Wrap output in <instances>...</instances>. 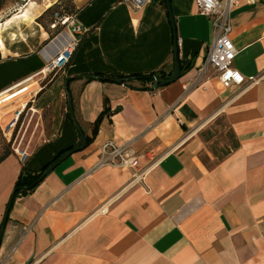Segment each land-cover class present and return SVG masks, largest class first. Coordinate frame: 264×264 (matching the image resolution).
<instances>
[{
	"label": "crops",
	"instance_id": "obj_1",
	"mask_svg": "<svg viewBox=\"0 0 264 264\" xmlns=\"http://www.w3.org/2000/svg\"><path fill=\"white\" fill-rule=\"evenodd\" d=\"M170 1L181 69H191L149 91L138 82L87 77L172 68L173 25L161 0L138 7L128 0H74L88 31L69 65L53 76L41 50L51 38L54 3L0 10V93L21 90L0 107L9 109L0 121V156L1 137L8 142L3 130L17 111L28 108L41 127L21 145L31 150L26 163L13 150L0 163V234L22 169L40 172L80 142L68 94L86 138L105 107L111 112L93 143L12 205L0 264H264V1L231 11L234 67L246 83L228 89L213 69L202 71L213 41L210 18L196 0ZM222 124L235 146L219 158L211 148L221 141ZM108 141L141 157L143 181L132 182L131 171L120 168L93 170Z\"/></svg>",
	"mask_w": 264,
	"mask_h": 264
},
{
	"label": "built area",
	"instance_id": "obj_2",
	"mask_svg": "<svg viewBox=\"0 0 264 264\" xmlns=\"http://www.w3.org/2000/svg\"><path fill=\"white\" fill-rule=\"evenodd\" d=\"M128 1L138 7L134 0ZM263 1L196 0L198 12L210 18L213 28L212 45L207 53L206 63L202 71L204 74L208 69H213L217 73L219 83L223 89L233 86L241 87L246 83L245 77L234 67L238 50L231 38V11L234 7L241 4L256 5ZM50 28L56 34L48 40L42 48L41 54L46 61L45 72L48 75H55L69 65L88 30L79 22L77 11L73 13H56ZM19 85L15 86V88ZM20 93L21 90L9 95L5 92L0 93V107L19 96ZM21 114V110L16 112L14 120L3 130V136L8 139V143L13 142V152L22 163H26L31 155L30 147L26 145L21 148L22 142L16 145V141H13V134ZM140 160L141 157L136 156L130 147L119 145L114 141H108L100 146L99 160L93 170L96 171L105 167L129 170L132 173V182H141L144 180L146 172L141 169ZM98 212L105 214L107 209L102 207Z\"/></svg>",
	"mask_w": 264,
	"mask_h": 264
},
{
	"label": "trees",
	"instance_id": "obj_3",
	"mask_svg": "<svg viewBox=\"0 0 264 264\" xmlns=\"http://www.w3.org/2000/svg\"><path fill=\"white\" fill-rule=\"evenodd\" d=\"M161 4L164 6V8H167L166 6V0H161ZM59 6V5H58ZM57 4L52 6L48 12H51L52 10L58 9ZM3 8L2 2H0V10ZM75 7L72 6L71 10L67 11V13H73L75 12ZM174 65L172 68L168 71L161 70L158 72H153L150 74H134L130 76H122V77H107L101 74H94L87 77V81H94L99 80L103 82H114L112 80H121V84H130L133 82H138L142 88L143 91H149V90H155V85L157 81L159 80H168L173 72ZM191 69L190 66L181 69V77L189 70ZM102 79H108V80H102ZM116 83V82H115ZM111 115L110 109L108 107H105L101 115L98 117L97 121L94 125L93 135L92 137H87V143L88 146L93 143L95 137L97 136L100 126L105 119V117H109ZM80 146V142L64 151H62L52 162H50L48 165H46L43 170L40 172H32L28 170L26 167H24L15 183L14 190L12 197L10 199V202L8 204L9 212L12 208V205L15 203V201L19 198H23L28 196L29 194L33 193L39 185L45 180L47 176H45V172L47 169L56 161L58 160L63 154L74 150ZM12 154V150H10L9 146L4 147V152L0 156V163L6 159L9 155Z\"/></svg>",
	"mask_w": 264,
	"mask_h": 264
},
{
	"label": "rangeland",
	"instance_id": "obj_4",
	"mask_svg": "<svg viewBox=\"0 0 264 264\" xmlns=\"http://www.w3.org/2000/svg\"><path fill=\"white\" fill-rule=\"evenodd\" d=\"M0 2H2L3 7L6 8V12H7L6 15L10 14L9 12L13 13L14 10H16L18 7L29 2H35L38 4H45V5H49L53 3L54 5L57 4V6L59 5L58 9L52 10L51 12H49L48 15V19H49L48 21L51 22V24L55 19L56 13L59 14L67 13V11L71 10L72 6H74L73 5L74 0H0ZM51 24L49 25L48 28L51 32L50 37L56 34L55 31L51 30L50 28ZM7 112H9V109L0 110V121H5L7 119L6 117ZM40 129L41 127L38 123V119L36 117L33 118L32 113H30L29 109L27 108L19 118L18 124L13 134V141L14 140L16 141V145H18L20 142L26 143L28 141V138L32 137L33 134L39 133ZM222 131L223 132L219 136L221 141L220 142L217 141L215 143L216 146H212L211 148L212 151H214V153L219 155L218 156L219 158L223 157L222 155H226L229 152L228 146H230L231 148L235 146L233 135L231 131L227 128V126H224V124H222ZM1 139L3 141V145L9 146L10 150H13V142L8 143L3 137H1ZM220 143H224L225 147L223 148L220 147Z\"/></svg>",
	"mask_w": 264,
	"mask_h": 264
},
{
	"label": "water",
	"instance_id": "obj_5",
	"mask_svg": "<svg viewBox=\"0 0 264 264\" xmlns=\"http://www.w3.org/2000/svg\"><path fill=\"white\" fill-rule=\"evenodd\" d=\"M166 6H167V11L171 20V23L173 25V35H174V68H173V72L171 77L168 80H159L157 81L155 88L156 89H160V88H164L168 85H171L175 82H177L180 78H181V65L179 62V50H178V37H177V29L175 26V18L173 15V11H172V5H171V1L170 0H166ZM102 80H108V79H102ZM116 83L121 84L122 81L121 80H112ZM68 85V83L66 84V86ZM68 92V91H67ZM68 104H69V110H70V115L72 116V120L76 126V128L79 131L80 134V146L74 150H71L69 152H67L66 154L62 155L58 160H56L45 172V176H48L52 171H54L59 165H61L64 161H66L73 153H75L76 151H81L87 148V138L84 135V133L82 132L79 124L76 122L75 119V115H74V109H73V102L72 99L70 97V95L68 94ZM8 215H9V209L7 210V213L5 215L4 218V224L1 230V234H0V247H1V243H2V239H3V233L5 230V225L7 223L8 220Z\"/></svg>",
	"mask_w": 264,
	"mask_h": 264
},
{
	"label": "bare ground",
	"instance_id": "obj_6",
	"mask_svg": "<svg viewBox=\"0 0 264 264\" xmlns=\"http://www.w3.org/2000/svg\"><path fill=\"white\" fill-rule=\"evenodd\" d=\"M135 3L139 6L141 3H143L145 0H134ZM12 90V89H11ZM8 92V90H7ZM203 127V126H202ZM197 132V131H196Z\"/></svg>",
	"mask_w": 264,
	"mask_h": 264
}]
</instances>
